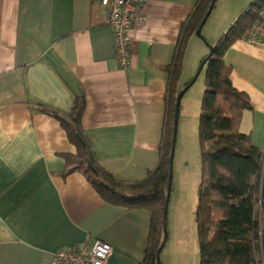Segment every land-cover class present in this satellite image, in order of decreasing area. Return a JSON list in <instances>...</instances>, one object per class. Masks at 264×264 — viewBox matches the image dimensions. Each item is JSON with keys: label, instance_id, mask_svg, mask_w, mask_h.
<instances>
[{"label": "crops", "instance_id": "crops-1", "mask_svg": "<svg viewBox=\"0 0 264 264\" xmlns=\"http://www.w3.org/2000/svg\"><path fill=\"white\" fill-rule=\"evenodd\" d=\"M201 1L147 0L125 70L102 0H0V264H53L56 252L93 239L112 247L109 264L144 263L151 213L113 206L67 172L77 149L59 118L83 101L97 165L118 182L144 181L160 164L177 50ZM223 60L252 103L239 131L264 150V49L241 40ZM178 264H201L198 237Z\"/></svg>", "mask_w": 264, "mask_h": 264}, {"label": "trees", "instance_id": "trees-1", "mask_svg": "<svg viewBox=\"0 0 264 264\" xmlns=\"http://www.w3.org/2000/svg\"><path fill=\"white\" fill-rule=\"evenodd\" d=\"M214 0H202L185 28L170 80V101L164 130V148L158 168L138 183H123L101 169L82 129L85 104L79 101L68 118H59L77 149L66 156L67 172L82 173L107 203L151 213V231L143 264H157L165 234L164 208L170 180V152L177 96L186 47ZM217 1V0H216ZM262 0L243 10L238 20L205 57V85L199 120L201 183L195 222L201 264H264V150L239 131L250 97L237 90L232 69L223 58L234 42L241 41L258 19ZM163 249V248H162ZM161 261V260H160Z\"/></svg>", "mask_w": 264, "mask_h": 264}, {"label": "rangeland", "instance_id": "rangeland-1", "mask_svg": "<svg viewBox=\"0 0 264 264\" xmlns=\"http://www.w3.org/2000/svg\"><path fill=\"white\" fill-rule=\"evenodd\" d=\"M258 2L260 0H217L202 28L201 37H191V54L183 70V84L193 82V85L181 102L168 208V235L165 249L160 256L161 264L167 251L170 256L179 252L175 261L169 260V264H178L181 252L191 248L198 237L197 224L194 221L201 183L198 133L206 90V67L201 69V60L209 55L211 48L216 46L220 37L238 20L242 11ZM175 216L180 218L174 219ZM181 238L184 244L180 242Z\"/></svg>", "mask_w": 264, "mask_h": 264}, {"label": "built area", "instance_id": "built-area-1", "mask_svg": "<svg viewBox=\"0 0 264 264\" xmlns=\"http://www.w3.org/2000/svg\"><path fill=\"white\" fill-rule=\"evenodd\" d=\"M147 0H102L106 10L105 23L115 30L118 64L128 70L130 67L129 37L133 27L145 24L141 16V7ZM250 45L264 49V0L259 10L258 19L250 33L244 38ZM113 255L112 247L99 239L91 240L81 248L70 247L56 252L53 264H109Z\"/></svg>", "mask_w": 264, "mask_h": 264}, {"label": "water", "instance_id": "water-1", "mask_svg": "<svg viewBox=\"0 0 264 264\" xmlns=\"http://www.w3.org/2000/svg\"><path fill=\"white\" fill-rule=\"evenodd\" d=\"M215 2H216V0L213 1V3L211 4V6L207 12V14L203 18V20H202V22H201V24L197 30L196 36L201 37L202 28L204 27L207 19L209 18ZM211 57H212V48H211V51L208 55V58H211ZM192 85H193V82L188 84L186 87L183 88V90L177 96V103H176L175 114H174V127H173L172 141H171V152H170V160H169V163H170V175H169L170 180H172L173 160H174L175 147H176V142H177V133H178V123H179L181 102H182L184 95L192 87ZM170 196H171V185L168 186V191H167V195H166V204H165V208H164V221H163V232L165 234V239H164V242H163L161 248L158 251L159 255H160L161 250H162V248H163V246L167 240V235H168V208H169ZM157 264H161L160 259H158Z\"/></svg>", "mask_w": 264, "mask_h": 264}, {"label": "bare ground", "instance_id": "bare-ground-1", "mask_svg": "<svg viewBox=\"0 0 264 264\" xmlns=\"http://www.w3.org/2000/svg\"><path fill=\"white\" fill-rule=\"evenodd\" d=\"M249 33H250V32H249ZM249 33H248V34H249ZM248 34H247V35H248ZM247 35H246V36H247ZM246 36H245V37H246ZM245 37H243V39H242L243 41H244V38H245ZM246 43H247V42H246Z\"/></svg>", "mask_w": 264, "mask_h": 264}]
</instances>
